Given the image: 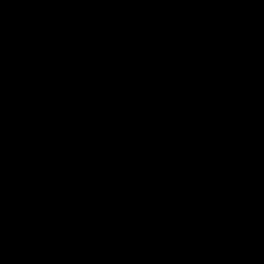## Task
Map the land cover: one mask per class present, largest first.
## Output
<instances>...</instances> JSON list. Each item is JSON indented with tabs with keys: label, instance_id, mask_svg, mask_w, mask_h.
Wrapping results in <instances>:
<instances>
[{
	"label": "water",
	"instance_id": "obj_1",
	"mask_svg": "<svg viewBox=\"0 0 264 264\" xmlns=\"http://www.w3.org/2000/svg\"><path fill=\"white\" fill-rule=\"evenodd\" d=\"M0 264H264V0H0Z\"/></svg>",
	"mask_w": 264,
	"mask_h": 264
}]
</instances>
